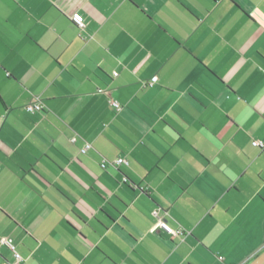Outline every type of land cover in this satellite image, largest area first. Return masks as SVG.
I'll list each match as a JSON object with an SVG mask.
<instances>
[{
  "label": "crops",
  "instance_id": "obj_1",
  "mask_svg": "<svg viewBox=\"0 0 264 264\" xmlns=\"http://www.w3.org/2000/svg\"><path fill=\"white\" fill-rule=\"evenodd\" d=\"M252 140L264 0H0V239L20 264H264ZM154 209L190 234L150 232Z\"/></svg>",
  "mask_w": 264,
  "mask_h": 264
},
{
  "label": "built area",
  "instance_id": "obj_2",
  "mask_svg": "<svg viewBox=\"0 0 264 264\" xmlns=\"http://www.w3.org/2000/svg\"><path fill=\"white\" fill-rule=\"evenodd\" d=\"M73 21L77 24V25H81V20L76 16L73 15L72 16ZM114 75H116V73H113ZM157 77L154 75L149 79V84H153L154 82H156ZM107 102L108 104L113 107L114 110L118 111L120 109V104L108 97L107 98ZM44 109V105L42 103V101L39 98H35L34 100H32L31 102H29L28 104L25 105V110L27 112L33 113V112H40ZM71 142L75 141V137H71L70 138ZM252 146L254 147H258V148H264V142L261 140H252L251 142ZM92 148L91 144L89 142H85L80 148H79V152L84 154L87 151H89ZM121 164H127L126 159H124L123 157H116L113 160H109L107 158L102 157L100 160V167L102 169L107 168L108 166H112L114 168H117L119 165ZM152 217H153V224L150 228V232L152 233H156L159 230L163 229L166 230L171 237H178L180 239H182L183 237H185L186 235L190 234L189 230L184 229L181 226H177L175 229H170L166 226L164 219L160 216L159 212L157 211V209H154L152 211ZM0 243L7 246L8 248H10L13 251V256L14 259L12 261H4L2 264H20L21 261V257L20 255L14 250V246L11 243V241L9 239L6 238H1L0 239Z\"/></svg>",
  "mask_w": 264,
  "mask_h": 264
},
{
  "label": "water",
  "instance_id": "obj_3",
  "mask_svg": "<svg viewBox=\"0 0 264 264\" xmlns=\"http://www.w3.org/2000/svg\"><path fill=\"white\" fill-rule=\"evenodd\" d=\"M123 181L126 182V178L125 177H123Z\"/></svg>",
  "mask_w": 264,
  "mask_h": 264
}]
</instances>
